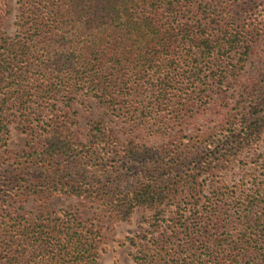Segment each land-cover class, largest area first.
<instances>
[{"label":"trees","instance_id":"16d2710c","mask_svg":"<svg viewBox=\"0 0 264 264\" xmlns=\"http://www.w3.org/2000/svg\"><path fill=\"white\" fill-rule=\"evenodd\" d=\"M11 1L0 0V23L14 9ZM249 3L234 0L219 20L209 3L197 0H17L16 34L0 37V146L9 140L3 113H50L40 121L42 150L31 147L24 156L27 168L36 158L46 169L61 151L65 164L78 163V147L91 163L96 150L123 141L100 120L87 141L75 142L60 103L70 106L83 94L119 112L130 113L137 103L153 113L184 94L211 98L239 72L256 41L242 18ZM263 88L244 91L247 104L211 133L193 131L183 135L187 141L182 131L163 133L170 142L158 149L135 139L122 144L126 153L113 161L138 165V185L102 202L114 221L129 220L140 207L149 211L147 225L126 239L133 264H264V150L234 185L209 178L262 141ZM182 114L174 116L181 124ZM151 163L160 164L158 172L163 165L167 173L188 171L165 179L151 172ZM16 169L0 170V264H101L97 225L66 213L32 218L16 206L41 192ZM80 184L44 186L81 196Z\"/></svg>","mask_w":264,"mask_h":264},{"label":"rangeland","instance_id":"374dc122","mask_svg":"<svg viewBox=\"0 0 264 264\" xmlns=\"http://www.w3.org/2000/svg\"><path fill=\"white\" fill-rule=\"evenodd\" d=\"M16 1H11L14 9L8 18L0 23V37H12L16 34L14 24L17 14ZM197 1L209 3L212 13H215L216 18L220 20L224 8H228L234 0ZM248 5H243L245 6L243 23L246 24L247 29H254L256 41L252 42L248 56L241 64H238L239 72L234 74L231 72L224 86L216 88L211 98L184 94L180 102L175 97L173 105L153 113L144 112V105L137 103L135 108L138 109L131 110L130 113H125V109L119 112L109 108L97 98L83 94H78L70 106L59 104L69 121V131L75 142L87 141L91 124L100 120L107 122L115 135L123 141L115 146L110 145V148L106 150H96L95 156L99 153L96 161L93 160L90 163L89 156L84 158L85 151L78 147L74 150L78 163L74 161L73 164H65L63 158L65 152L61 151L56 156V161L47 165L46 169L42 168L41 162L36 158L34 162H31V167L27 168L24 156L34 151V148L39 147L38 152L42 150L40 145L44 142L46 134L40 129L44 124L40 121L50 113H17L13 110L3 113L9 128V140L7 146H0V170H12L21 165L20 170L16 169L21 181L34 185L36 190L41 191L38 195L32 194L28 199L24 197L16 206L22 205L23 213L32 218H44L49 212L52 217L55 214L66 213L70 218L76 217L87 223H93L101 229L99 262L101 264H133L134 249L129 246L126 239L140 231V226L147 225L149 211L140 207L135 210L129 220H113L109 208L103 202L119 192L133 190L138 185L136 176L138 165H123L113 160L117 158V155L126 153L122 144L131 139H135L136 143L145 148L158 149L170 142L163 133L182 131L180 139L184 141H187L188 137L183 135H189L193 131L211 133L220 121L226 120L231 113H238L239 110H234L235 107L239 104H247V98L244 97L246 95L241 97L244 91L246 92L248 88L251 90L264 86V0H251ZM238 57L239 54L236 55V58ZM235 75H237L236 79H233ZM1 91L4 92L5 89ZM177 113H183L182 115L186 116L182 124L174 119ZM263 150L264 134L262 141L240 154L231 168L226 171L215 170L209 178L218 185H234L240 180L244 170L254 167ZM14 162L23 163L13 167ZM159 165L151 163L149 168L153 173H162L165 179L171 180L178 173L188 171L186 166L175 168L176 170L167 173L168 168L163 165L158 172ZM60 180L75 185L81 182L82 186L79 188L81 196L46 190L44 185H55Z\"/></svg>","mask_w":264,"mask_h":264}]
</instances>
